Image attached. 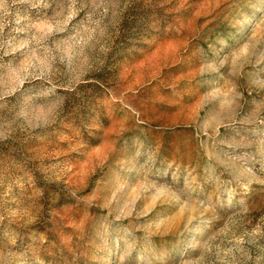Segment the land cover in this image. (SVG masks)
I'll list each match as a JSON object with an SVG mask.
<instances>
[{"label": "rangeland", "instance_id": "obj_1", "mask_svg": "<svg viewBox=\"0 0 264 264\" xmlns=\"http://www.w3.org/2000/svg\"><path fill=\"white\" fill-rule=\"evenodd\" d=\"M0 264H264V0H0Z\"/></svg>", "mask_w": 264, "mask_h": 264}]
</instances>
